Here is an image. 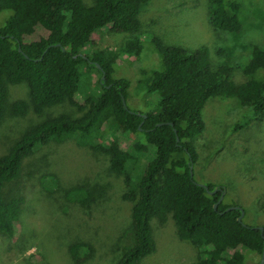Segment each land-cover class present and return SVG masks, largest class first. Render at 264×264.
Listing matches in <instances>:
<instances>
[{"label":"trees","instance_id":"obj_1","mask_svg":"<svg viewBox=\"0 0 264 264\" xmlns=\"http://www.w3.org/2000/svg\"><path fill=\"white\" fill-rule=\"evenodd\" d=\"M147 1L93 0L87 5L82 0H0V12L6 11L0 21V122L5 115L23 116L29 108L39 115L45 107L63 102L80 112L77 117L58 113L41 119L0 154V243L13 233L23 200L3 192V185L18 178L23 160L40 146L72 139L78 146L107 155L109 170L123 178V198L131 205L129 224L117 237L120 252L114 264H136L153 253L149 221L155 218L162 224L167 216L177 237L195 251L190 264H245L242 250L260 256L262 248L264 264V229L260 234L257 227L236 220L239 210H225L229 205L222 200L213 209L220 191L208 192L215 185L203 187L190 174L196 159L192 139L203 129L201 109L208 98L235 97L254 120L264 118V77L255 74L264 68V48L250 45V56L241 66L245 79L234 82L230 66L210 64L205 46L187 49L153 36L160 67L141 73L139 81L142 94L156 96L155 101L149 110L130 109L122 105L128 80L112 77L116 53L84 50L100 29L137 32L138 11ZM207 4L208 22L214 29L240 31V1L207 0ZM36 26L44 36L35 32ZM140 42L134 37L121 54L138 53ZM90 71L98 74L94 83H81V76ZM18 83L25 84L27 99L7 101L8 86ZM78 94L80 102L75 98ZM39 184L53 191L58 182L50 173L40 175ZM61 192L66 202L83 210L96 197V188L85 184ZM67 251L80 264L91 248L76 240Z\"/></svg>","mask_w":264,"mask_h":264},{"label":"rangeland","instance_id":"obj_2","mask_svg":"<svg viewBox=\"0 0 264 264\" xmlns=\"http://www.w3.org/2000/svg\"><path fill=\"white\" fill-rule=\"evenodd\" d=\"M89 5L93 0H82ZM241 3V29L230 33L214 29L208 22L207 0H148L138 11L139 30L113 32L103 28L92 34L91 49L116 53L112 77L129 82L125 104L130 109L149 110L155 101L141 92V73L150 74L160 67V59L151 38L164 44L193 49L205 46L210 64L231 67L230 79L241 82V66L250 56L249 47L264 48V0H238ZM6 11L0 12V21ZM35 32L44 36L42 28ZM134 37L140 49L136 54L120 52ZM257 76L264 77V68ZM96 71L83 74L81 83H94ZM7 101L27 99L24 83L8 86ZM81 101V96H75ZM80 112L67 102L45 107L37 115L29 108L23 116L5 115L0 122V154L13 139L30 125L45 117ZM203 129L192 139L196 159L191 166L193 179L223 188L220 200L242 210L243 224L264 229V118L256 121L250 110L235 97H211L201 109ZM140 138V135H138ZM54 174L58 185L48 191L39 184L42 174ZM73 184L96 188V197L88 210L63 199L61 190ZM2 191L20 195L22 203L13 233L0 243V264H75L67 251L70 242L82 240L91 251L80 264H114L120 252L118 236L129 224L131 203L123 198V178L109 170L108 156L72 139L40 146L26 157L17 179L4 184ZM154 252L136 264H190L195 251L180 240L170 218L160 224L149 221ZM245 264H259L254 251L242 250Z\"/></svg>","mask_w":264,"mask_h":264},{"label":"water","instance_id":"obj_3","mask_svg":"<svg viewBox=\"0 0 264 264\" xmlns=\"http://www.w3.org/2000/svg\"><path fill=\"white\" fill-rule=\"evenodd\" d=\"M95 65H96L97 68L99 67L98 64H95ZM103 78H104V75H103V73H101L100 79H103ZM122 105H125V101L124 100H122ZM142 116L144 117V115H142ZM159 124H161V123H157L156 125H159ZM169 124L171 125V123H169ZM138 128H139V126H138ZM175 138L177 140V137H175ZM190 174H191V172H190ZM200 185L205 187L204 184H200ZM218 189H219L218 187H214L211 191H208V192L213 193V192H215ZM223 192H224L223 189H220V194L218 196V199L212 204V208L213 209H215L216 204L220 201V199H221V197L223 195ZM230 209H238L239 210V214L236 217V220L239 221L241 219V216H242V210L238 206H228L225 210H230ZM257 228L259 229L260 234H262V228L261 227H257ZM259 264H263V248H262V252H261V255H260V259H259Z\"/></svg>","mask_w":264,"mask_h":264},{"label":"flooded vegetation","instance_id":"obj_4","mask_svg":"<svg viewBox=\"0 0 264 264\" xmlns=\"http://www.w3.org/2000/svg\"><path fill=\"white\" fill-rule=\"evenodd\" d=\"M220 191V189H218ZM220 194V193H219Z\"/></svg>","mask_w":264,"mask_h":264}]
</instances>
